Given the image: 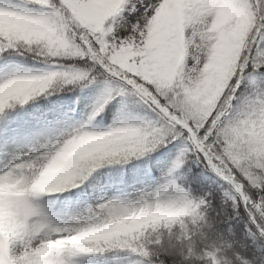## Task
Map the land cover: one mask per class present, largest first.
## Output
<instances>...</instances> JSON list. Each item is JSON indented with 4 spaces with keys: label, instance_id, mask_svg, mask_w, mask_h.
Returning <instances> with one entry per match:
<instances>
[{
    "label": "clouds",
    "instance_id": "obj_1",
    "mask_svg": "<svg viewBox=\"0 0 264 264\" xmlns=\"http://www.w3.org/2000/svg\"><path fill=\"white\" fill-rule=\"evenodd\" d=\"M23 8L0 61L43 67L0 77V122L96 92L79 120L0 138V264H264V0Z\"/></svg>",
    "mask_w": 264,
    "mask_h": 264
},
{
    "label": "trees",
    "instance_id": "obj_2",
    "mask_svg": "<svg viewBox=\"0 0 264 264\" xmlns=\"http://www.w3.org/2000/svg\"><path fill=\"white\" fill-rule=\"evenodd\" d=\"M13 59L15 62L0 61V67L8 63L13 64L16 69L21 67L41 69L43 67L42 65H39L28 58L15 57ZM95 92L96 89H88L85 90L84 93L62 92L58 95L50 96L47 99H44L43 97L36 98L34 101H30L23 110L18 109L14 112H11L4 121L0 122V138L11 137L14 134L23 131L44 127L47 122H52L54 117L58 114L63 115L68 111L78 114L79 111H84L86 103L95 94ZM117 107L118 105L116 102H113V104L109 105L108 109L106 110L104 120L100 122L101 125L107 126L111 123L112 119H110L109 116H111L113 113H116ZM16 125H18V127ZM142 167L143 166L141 165V169ZM109 173H116L120 175L118 170L111 172L102 171L98 176L99 182H101L104 175ZM131 173H134V175L138 178L143 174L142 171L138 172L134 166H130L125 172L124 181L127 178V174ZM153 175H156L155 170H153ZM207 187V182L201 179H197L193 183V188L196 191H203L207 189ZM214 204H218V197L214 199ZM221 227L223 228L225 226L221 225Z\"/></svg>",
    "mask_w": 264,
    "mask_h": 264
},
{
    "label": "snow or ice",
    "instance_id": "obj_3",
    "mask_svg": "<svg viewBox=\"0 0 264 264\" xmlns=\"http://www.w3.org/2000/svg\"><path fill=\"white\" fill-rule=\"evenodd\" d=\"M24 2L25 0H0V21L6 24L14 23L24 11ZM82 10L87 16L97 18L98 20L101 17L102 8L100 6L83 4ZM99 31L103 35V29L101 28ZM96 46H104L102 38H98Z\"/></svg>",
    "mask_w": 264,
    "mask_h": 264
},
{
    "label": "rangeland",
    "instance_id": "obj_4",
    "mask_svg": "<svg viewBox=\"0 0 264 264\" xmlns=\"http://www.w3.org/2000/svg\"><path fill=\"white\" fill-rule=\"evenodd\" d=\"M132 17H129V20H132ZM16 67L13 64H5L4 66L0 67V77L4 76V75H8L11 74L12 72L16 71ZM83 110L79 111L78 114H75L73 112H65L63 115L58 114L57 116L54 117V120H52V122H47V124L44 127H38L34 130H29V131H38V130H43L45 128H50L52 126L58 125V124H63L65 122H69V121H76L79 120L82 115H83ZM115 113H113L111 116H109L110 119L113 118ZM109 123V122H108ZM18 127V125H16ZM16 136V134H14L11 137ZM105 178V179H104ZM120 178L119 174L116 173H109L103 176V179L101 180V183L104 182H114L116 180H118ZM138 177H136L134 175V173L131 174H127V178L125 179L126 183H131L133 180L137 179Z\"/></svg>",
    "mask_w": 264,
    "mask_h": 264
}]
</instances>
